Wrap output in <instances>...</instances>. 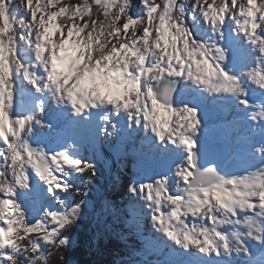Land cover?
Here are the masks:
<instances>
[{"label": "rangeland", "instance_id": "1", "mask_svg": "<svg viewBox=\"0 0 264 264\" xmlns=\"http://www.w3.org/2000/svg\"><path fill=\"white\" fill-rule=\"evenodd\" d=\"M47 1L51 3L54 0ZM68 1L70 2L67 0L66 3ZM96 1L105 5L110 14L108 26L96 44L85 47L79 44L71 28L58 25L55 13L39 14L35 10L34 14L21 11L13 5H9L4 13L0 11V66L8 56L7 51L13 48V68L25 83L29 82L25 90L32 84L29 76L35 72V67L39 66L47 72L55 56L61 54L62 48L67 46L70 49L68 54L72 57L71 61H67L58 84L61 96L68 99L70 93L78 85L81 86L86 78L91 80L99 75L109 74L112 64L123 63L126 67L120 71V76L123 77L118 88V100L121 105L128 107L125 109L128 123L123 126V139L117 149L114 148L119 142V135L114 130L115 125L109 130L105 129L104 134L95 142L86 136L79 137L78 146L69 158L72 165L67 162L64 168L59 169V175L54 173L55 183L48 187V196L41 199L46 204V210L41 212L38 209L35 213L40 216H33L32 221L23 224L20 236L15 233L13 247L16 256L12 259L15 264H32L31 259L45 248L44 241L55 235L57 226L74 211V206L80 202L81 197L88 202L96 195L104 197L96 184L99 180L104 182L107 192L117 184L121 188L112 193L105 215L97 211L98 218L92 225L96 234L91 249L98 251L102 240L113 234H120L135 249H117L119 254L114 260L109 263L101 260L95 264H194L191 262V254H201L207 244L205 232L213 230L215 223L219 224V219L236 215L233 209L230 211V208L221 207H225L230 199L241 205L246 200L243 197H247L250 190L245 189V183L241 185L239 177L234 174V163L232 172L225 179L231 180L229 187L222 185L224 180L207 187L202 186L203 180H199L197 185L189 188L188 203L183 207L184 216L173 218L170 207L179 198L178 191L182 184L188 183L189 170L195 169V164L191 156L176 153L174 158L170 156L168 160H164V154L170 143L181 148L179 139L176 141L177 136L173 135L174 130L181 136L182 131L196 125L214 123L221 116L212 106L215 103L227 107L233 114H241L242 118L245 116L243 106L232 108L223 104L224 101L234 103L243 98L237 91L243 84V78H239L237 72L228 75L226 68L233 65L235 57L248 60L250 54H246L243 49L255 56L250 38L254 34V19L264 25V0H226L218 13L213 12L212 6L200 4L199 0H194L192 6L190 0H164L157 22L152 20V0ZM189 5L191 11L197 7L195 13H192L198 19V34L193 40L183 35L186 30L183 23L176 26L177 32L171 33L174 24L180 25L177 20H173L179 16L178 13L174 14V9L179 8L181 12ZM27 19L33 23L29 24ZM154 29L157 34L152 38ZM247 29L245 43H242L239 32H246ZM180 37L182 42L174 40ZM262 38V35H257V39ZM246 67L247 63L243 62L238 69L244 72ZM163 75L181 80L178 82L181 88L178 89L177 100L173 104L158 100L151 89L152 83L158 82ZM209 77L216 78L220 84L215 92L203 99V89L199 88ZM101 85L104 89V83ZM260 85L261 83L247 88V93ZM102 90L97 85L94 92L99 94ZM198 98L208 102H199ZM167 99L170 100V97L165 96V100ZM249 117L254 121V132L247 126L237 130L235 122L229 119V136L234 139L237 131L245 133L246 139L250 137L258 141L257 144L246 142V149L256 146L260 148L263 146V132H256L258 117ZM166 124H169L170 132L163 143H160V132ZM149 138L155 142L150 144ZM210 141L223 144L222 169H226L232 161V156H227L225 152L226 143ZM92 145L100 147L101 153L111 161V173L101 170L97 158L102 154L97 156L91 149ZM155 146H159L157 152L154 151ZM261 156L264 157V154ZM105 157L102 155V158ZM247 157L250 158L251 154H247ZM246 165L249 170H243L241 177L250 180L254 168L250 161ZM192 175L191 178H195ZM255 175L259 174L254 172L252 176ZM234 189L239 191L237 196L234 195ZM4 194L7 191L0 194V199H3ZM254 194V202H260V198L256 197L257 193ZM103 200L108 201L106 197ZM251 213L255 214L247 211V214ZM246 217L250 219V216ZM175 222L183 225L182 237L179 239H173L171 235L170 227ZM193 238L198 242L193 243ZM103 254L102 252L100 257Z\"/></svg>", "mask_w": 264, "mask_h": 264}, {"label": "bare ground", "instance_id": "2", "mask_svg": "<svg viewBox=\"0 0 264 264\" xmlns=\"http://www.w3.org/2000/svg\"><path fill=\"white\" fill-rule=\"evenodd\" d=\"M262 11V10H260ZM259 11V13H260ZM260 17L261 14H258ZM258 17V20H259ZM255 20V28H254V34L251 35L250 41H251V47L254 49V55L249 53V51L243 49V51L246 54H250L247 61L242 60V58L235 57L233 65L231 67L226 68L228 75L234 74L237 72L239 78H243V84L240 85L237 89V91L240 93V95L243 96L242 99H239L237 102L234 103H227L229 107L232 108H238L243 106V108H246V100L249 97V93L247 94L246 90L247 88H253L257 84L264 82V25L261 21ZM260 23V24H259ZM262 24V25H261ZM247 31H240V40H242V43H245L244 36H246ZM260 34L263 36L262 39H257V35ZM257 39V40H256ZM67 47V46H65ZM252 48H250L252 50ZM8 56L4 59V64L0 67V81L1 83H8L9 86L15 87V91H19L20 97L17 98L13 95V93H9L7 96V102L11 103L14 106V129L12 133V144L11 146L6 149L4 152L0 153V194L3 191L12 192L17 189H21L24 185H26L28 181V176L25 175V169H29V171L32 173L34 171V167L36 169L37 165L40 164L43 160L47 159L49 155L54 154V143H55V136L62 133V127L66 124V122L70 121L71 115L68 112V109L71 107V104L75 103L77 99L81 100L84 96H89L92 100L101 98L104 95L103 88L101 87L102 83L106 85L108 81L114 80L115 76L112 74H102L99 75V77H95V79H85L83 83L78 85L77 89H74L73 92L70 93L68 99L63 98L61 96V91L58 88V84L60 82V78L63 75V72L65 71V65L67 61H71V54H62V63L60 68L55 74H50L49 68L47 74L45 71L41 70V74H36V72L29 76L30 81L32 84L34 82L40 83L41 80H44V82H49V93L48 95L43 98L39 94L35 95L33 98L29 99L26 96V93L31 91V87L28 90H24L29 85L28 83H25L22 78L19 77V73L16 72V69L13 68V62L15 58L13 57V48L9 49L7 51ZM258 58V60L256 59ZM243 62L247 63L246 70L241 72L238 68L240 64H243ZM50 74V78L48 79V75ZM119 75V74H118ZM123 77V76H121ZM36 83V84H37ZM42 85V84H40ZM100 86L102 92L101 93H95L94 89H96V86ZM205 85H212L213 89L217 86V82L215 78L210 77L209 80H207ZM106 87V86H105ZM40 90V89H39ZM38 90V91H39ZM61 90H64L61 88ZM243 90V91H241ZM105 91V90H104ZM250 92H255V90H251ZM51 99V100H50ZM220 110L226 114V118L228 120L232 119L233 122H235V125H237V130H239L240 127L251 128V131L254 132V121L251 120L252 115H256L258 117V124L256 132L257 134H260L263 132V138H264V112H254L251 110H243L244 117L242 118V115L239 113H232L228 110L227 107L219 105ZM121 109L123 106H121ZM123 119V123L127 125L128 123V117L126 116ZM106 121L107 124L110 123H116L114 130L118 133L120 136V140L117 143V147L121 145V140L123 138V126L117 125V122H119V119H115L114 116H107L106 118L100 119L98 122H94L92 124H88V127L86 132L85 130H80V135L87 136L90 138L93 142L97 141L98 137L103 135L100 131L103 130V121ZM182 120V119H181ZM245 120L247 122H245ZM260 122V123H259ZM51 125V127H50ZM96 127V129H94ZM169 124H166L163 127L162 133H164L165 129H168ZM229 128L224 130L222 133L208 135L205 138H208L213 141H223L226 143L225 146V152L227 153V156H231V154L235 155V152L233 150L237 147L241 148V152L238 154L237 160L235 161L234 166V174L239 177V181L241 185H243V182L245 183L246 187L243 186L245 189L250 190L248 192L246 200H243L241 202V205H237L235 200L228 201L225 204V207L221 208H230V211L233 209L235 211L234 215L237 216L241 214V219H236L234 222H230L229 218L219 219V224L223 223V225L219 226L218 224L213 227L215 230V233H212L213 230L210 229L209 232H205L207 234V243L208 245L212 242H218V248L216 251L213 252L212 256V262H217L218 260L225 259V263L223 264H251L250 262V255L254 254L259 247H261L264 244V201L260 202H254L253 198H255L254 193H257V196L259 198L264 197V157L261 156V154H264V148H256L252 147L251 149L245 148V143H258L256 139H251L248 137H244L245 133H240L237 131V134L234 135V142L232 143L231 140H233L228 133ZM186 131V130H184ZM181 132V136L182 133ZM173 135L177 136V139H179L181 136L179 133H177V130H174ZM203 138L198 139L201 140ZM264 141V139H263ZM260 144V143H259ZM181 148H177L175 153L173 154L174 158L176 153H181L183 155L189 154V156L192 153H189L186 149L185 145L182 143ZM197 145V143H196ZM32 146V148H31ZM92 151L96 155H101V149L100 147H92ZM247 154H251V157L247 159ZM255 154V155H252ZM72 154H70L64 161V164L60 167H56V169H60L64 167L65 163L68 162L69 165H72L69 161V158ZM188 157V155H187ZM165 160H168V158L165 157ZM247 161H250L253 165L254 170L251 172L250 180H246L242 178V171H248L249 167L246 165ZM71 167V166H70ZM56 169L53 171L55 172ZM59 171V170H58ZM103 171V170H102ZM52 172V173H53ZM104 172V171H103ZM111 173V169L108 171ZM181 172V171H180ZM259 174L255 175L253 177V173ZM51 173V174H52ZM57 175H59L60 172H56ZM33 176V175H32ZM188 176H191L188 174ZM53 177V176H52ZM203 177V176H201ZM32 178V177H31ZM54 179V177H53ZM209 179L205 180L208 181ZM18 181H21L19 184ZM55 181V179H54ZM222 185H226V187H229L231 184V180H224L221 182ZM196 185V184H195ZM192 185L189 188L195 186ZM205 185V186H210ZM239 191L234 189V195H238ZM6 195V194H5ZM4 195V196H5ZM3 196V197H4ZM46 197V195H45ZM250 201V202H249ZM240 204V203H239ZM256 206H255V205ZM46 204L40 200V197H36L34 199L29 200V202L24 201L21 205H15L14 206V215L11 218V222L14 225V233L17 232L18 236L21 235V232L23 231V224L29 223L33 220V216L39 217V214H32L35 213L33 210L40 209L41 212H44L46 210L45 208ZM231 206V207H230ZM7 207L6 204L3 203V199H0V215L3 214V209ZM254 211L257 209V212L255 214H247L248 210ZM170 215L173 218H178L181 216V214L176 213H170ZM246 216H250V219H246ZM246 217V218H245ZM254 221H253V220ZM182 226V225H181ZM225 226V227H224ZM228 226V227H226ZM195 230V229H194ZM209 230V229H208ZM224 230L223 237H220L219 231ZM183 228H181V231L178 233L172 234L174 239H179L182 237ZM197 236H199L200 230H197ZM261 232V233H260ZM251 234V235H250ZM258 234V235H257ZM15 238V235L12 237ZM193 243L198 242L197 239H192ZM14 242H12L13 244ZM187 244V243H186ZM192 249V247H191ZM195 252V251H191ZM224 255V256H222ZM14 256H16V252H14ZM192 258L195 259L194 261H197L196 254H191ZM222 258V259H221ZM232 258V260H231ZM207 262H210L208 259ZM196 264H199L195 262Z\"/></svg>", "mask_w": 264, "mask_h": 264}, {"label": "trees", "instance_id": "3", "mask_svg": "<svg viewBox=\"0 0 264 264\" xmlns=\"http://www.w3.org/2000/svg\"><path fill=\"white\" fill-rule=\"evenodd\" d=\"M54 0L49 3L47 0H0V11L6 12L9 5H13L17 9L24 12L34 13L38 10L39 14L52 15L56 14V22L60 27H69L72 34L78 39L82 47L96 44L100 35L106 32L108 26L109 13L105 5L96 0ZM200 4L210 5L214 13L221 12L220 9L227 2L226 0H199ZM190 5L194 0H190ZM164 0H152L150 7L152 10V20L157 22L160 19L163 9ZM186 6L184 11L179 12V8L174 9L173 15L180 25L174 24L171 33L177 32L176 26H181L182 23L186 28L183 35L190 40L197 37L198 34V19L192 16L197 10V7L190 10L192 6ZM155 10V11H154ZM194 18V19H193ZM29 24L33 22L27 19ZM174 22V21H172ZM168 22L166 23V25ZM174 29V30H173ZM157 34L156 29L153 30L152 38ZM182 42V38H174ZM186 41V40H185ZM99 192L104 193L107 202L103 200L102 195L93 196L92 201L81 197L80 202L74 206V211L70 212L66 219L57 226V232L53 236L47 237L44 241L45 248L40 250L33 259V262L39 264H95L96 262L105 261L109 263L118 256V250L134 248L128 245V242L123 240L120 234L105 238L99 250L91 249V244L95 238V232L92 230V225L98 218L97 211L105 215L107 213V203L112 199V193L121 188L119 184L112 186V190L107 192L104 182H96ZM102 193V194H103ZM133 233V232H131ZM139 235V234H138ZM134 236V234H133ZM137 249V248H136ZM120 251V252H121ZM104 253L101 257V253ZM106 255V256H105ZM105 258H102L104 257Z\"/></svg>", "mask_w": 264, "mask_h": 264}, {"label": "water", "instance_id": "4", "mask_svg": "<svg viewBox=\"0 0 264 264\" xmlns=\"http://www.w3.org/2000/svg\"><path fill=\"white\" fill-rule=\"evenodd\" d=\"M178 82L179 81L177 79L164 76L163 79L159 83L154 84L152 88L157 93V98L159 100H163L172 104L177 100L179 89ZM165 96H169L170 100H165ZM222 160L223 154L221 146H215L208 139H203L200 142V148L197 150L195 155L197 170L196 179H194L192 182L197 184L199 179H206L209 176L208 181L205 182L204 180L205 186L213 184L217 180L225 179L229 172L232 171V168L230 164L227 170H223L221 168Z\"/></svg>", "mask_w": 264, "mask_h": 264}]
</instances>
